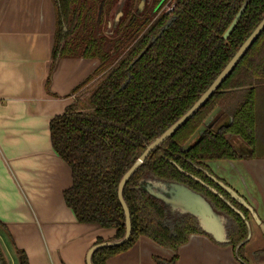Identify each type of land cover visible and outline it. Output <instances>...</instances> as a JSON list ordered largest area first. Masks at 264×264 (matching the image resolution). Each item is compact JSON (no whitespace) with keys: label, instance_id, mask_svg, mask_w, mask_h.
I'll list each match as a JSON object with an SVG mask.
<instances>
[{"label":"trees","instance_id":"16d2710c","mask_svg":"<svg viewBox=\"0 0 264 264\" xmlns=\"http://www.w3.org/2000/svg\"><path fill=\"white\" fill-rule=\"evenodd\" d=\"M245 1L170 0L174 6L169 13L153 20H130V28L121 36L108 38L101 33L97 10L112 8L115 0H51L54 32L47 88L59 59L95 58L99 62L66 95L72 101L64 111L49 121L52 148L71 170V185L63 191V200L78 222L113 228L115 234L107 240L124 235L117 195L122 174L149 141L193 104L260 21L264 0H247L229 36L222 37ZM132 5L133 0H125L124 16ZM262 91L264 29L217 91L126 182L122 196L131 234L120 245L96 250L92 264H107L108 258L132 247L139 236L170 248L174 254L169 263L175 264L177 248L191 233L210 236L190 214L171 222L163 203L139 187L146 178L174 181L205 197L230 223L226 240L218 244L230 246L235 259L248 264L242 253L249 235L247 210L235 206L242 218L191 176L214 186L224 197L227 194L206 175L203 161L264 157ZM234 137L246 144V152L235 148ZM103 241L98 238L95 243ZM261 251L254 253L259 263L264 260ZM15 253L19 264H28L22 250L16 248ZM0 263L5 264L1 249Z\"/></svg>","mask_w":264,"mask_h":264},{"label":"crops","instance_id":"0c3cea01","mask_svg":"<svg viewBox=\"0 0 264 264\" xmlns=\"http://www.w3.org/2000/svg\"><path fill=\"white\" fill-rule=\"evenodd\" d=\"M53 32L51 0H0V223L4 226L0 225V247L4 254L14 255L9 264L17 260L16 248L25 253L28 264H86L96 239H109L115 232L78 222L63 200L71 170L52 148L49 121L64 111L72 100L66 95L98 60L59 59L47 88ZM260 95L264 106V91ZM209 165L247 197L263 228L251 222L250 241L256 248L264 247V157L216 160ZM218 242L191 233L177 248L175 264H240L232 248ZM173 254L139 236L107 264H170ZM248 263L259 264L252 257Z\"/></svg>","mask_w":264,"mask_h":264},{"label":"water","instance_id":"95a60500","mask_svg":"<svg viewBox=\"0 0 264 264\" xmlns=\"http://www.w3.org/2000/svg\"><path fill=\"white\" fill-rule=\"evenodd\" d=\"M246 4H247V0L243 2L241 7L238 9L237 13L231 20L230 24L228 25L227 29L224 31L222 35L223 38H227L229 36L231 31L235 27L239 17L244 11ZM263 29H264V15L262 16L260 21L256 24V26L253 28V30L249 33V35L244 39V41L238 46V48L236 49L232 57L228 60L225 66L220 70V72L213 79L210 85L198 96V98L193 102V104L183 114H181L177 119H175L161 134L154 137L146 145L145 149L142 151L140 156L124 172L117 186L118 199H119V202L122 206L123 213H124V225H125L124 235L119 239H110V240H105L103 242L93 244L87 251L86 259H85L86 264H92L91 256L96 250L100 248H104V247H112V246L120 245L129 238L131 234L130 214H129L128 207L122 196L123 187L126 181L129 179L131 174L142 164L144 159L148 156V154L155 147L159 146L168 137H170L180 126H182L189 118H191L204 105V103L210 98V96L213 93L217 91L219 86L222 84L225 78L233 71L237 63L240 61V59L243 57V55L249 49V47L253 44L256 38L260 35ZM148 46L149 44L145 47L143 52L147 49ZM201 132L202 130L200 129L198 130L197 133L200 134ZM213 178L215 180V177ZM196 179L199 180L198 178ZM157 184L159 186H157ZM218 184H220L221 186H224L223 183L219 181H218ZM139 187L145 190L151 196L160 200L163 203L164 207H169V209H171L172 211L175 210L181 214H190L194 216L197 219L200 227L208 235L212 236L215 240H219V241L225 240L226 232H225V228L220 218L226 219V217H224L221 213L213 209L209 201L205 199V197H203L201 194L191 190L190 188H188L187 186L183 184H180L174 181H166V180H158L157 182L156 181L151 182L149 180L148 181L141 180L139 182ZM224 187L235 198H237L244 206H246L248 210H250L254 219L262 227L261 222L257 218L252 208L241 197L237 196L234 193V191H232L229 187H226V186ZM239 213L241 214V212ZM248 230H249V227H248ZM259 264H263V263L260 262Z\"/></svg>","mask_w":264,"mask_h":264},{"label":"flooded vegetation","instance_id":"af4514ba","mask_svg":"<svg viewBox=\"0 0 264 264\" xmlns=\"http://www.w3.org/2000/svg\"><path fill=\"white\" fill-rule=\"evenodd\" d=\"M125 0H115V3L113 5L112 8H109V9H101V7L97 10V19H99L101 17V20H102V23H101V33L102 35L106 36V37H118V36H121L125 31H127L129 28H130V20H131V23L134 22L136 19H141V18H145V17H152V20L155 19L158 14L160 13H169L173 6H174V3H169L170 0H167L160 8V4L163 2V0H133V5H132V8L129 12L128 15L124 16V11H123V4H124ZM124 19L123 20V24L121 26L120 29L118 30H115V26H116V23L119 22V20L121 19ZM111 21V22H110ZM95 59V58H94ZM99 63V62H98ZM72 101V100H71ZM216 114V112H213L212 116H214ZM211 116V117H212ZM222 118L219 120V122H221ZM150 142V141H149ZM148 142V143H149ZM147 143V144H148ZM146 144V145H147ZM146 147V146H145ZM144 147V149H145ZM158 147V146H157ZM156 148V147H155ZM154 148V149H155ZM143 149V150H144ZM153 149V150H154ZM142 150V151H143ZM152 150V151H153ZM142 151L134 158V160L132 161V163L130 164V166L133 164V162L140 156V154L142 153ZM151 151V152H152ZM150 152V153H151ZM150 153L148 154V156L150 155ZM147 156V157H148ZM146 157V158H147ZM146 158L144 159V161L146 160ZM241 159V158H240ZM216 160H228V161H231V160H238V159H215V160H206V161H203V163L207 166L208 170L205 171L206 175L218 186L220 187V189H222L226 194L227 196H222L223 195V192L221 193L219 190H217L214 186L210 185V184H207L205 183L204 181H202L200 178H198L199 180H197L196 178L197 177H194V176H191L193 177L196 181L200 182L204 187L208 188L210 191H212L213 193H215L216 195H218L219 197H221L222 199H224L226 201V203L231 207L233 208V210L235 212L239 211L237 208H240L241 210L246 209L247 210V215L245 216L246 218V221L244 219V221L246 222L247 226L249 227V235H248V238H247V241L245 242L244 246H243V249H242V253H243V256L245 257L246 261L249 262V258L250 256L252 258L255 259V256H254V253L255 251H258V250H261V249H264V247L262 248H256V249H253L251 251V255L249 256V250H248V247H249V241H250V238H251V222H255L256 224H258V226L262 229V227L260 226V224L254 219V217L252 216V213L250 212V210H248V208L246 206H244L237 198H235L224 186L226 187H229L232 191H234V193L241 197L251 208L252 210L255 212L256 216H257V213L256 211L254 210V208L250 205L249 201L247 200V197L242 194L237 188H235L226 178L218 175L216 172H214L212 170V168L210 167L209 165V162L210 161H216ZM144 161L142 162V164L144 163ZM142 164L131 174V176L142 166ZM129 166V167H130ZM128 167V168H129ZM127 168V169H128ZM124 174V173H123ZM122 174V175H123ZM130 176V177H131ZM215 177V180L213 177ZM129 177V178H130ZM129 180V179H128ZM127 180V181H128ZM158 181V179H155V178H146L144 181ZM126 181V182H127ZM218 181L223 183L224 186H221L220 184H218ZM126 184V183H125ZM210 188H209V187ZM145 191V190H144ZM146 192V191H145ZM147 193V192H146ZM222 194V195H221ZM150 195V194H149ZM151 196V195H150ZM153 197V196H152ZM155 198V197H154ZM157 199V198H156ZM160 201V200H159ZM234 206V207H232ZM237 208H236V207ZM122 207V206H121ZM166 210H167V215H168V218L170 219V221L172 222L175 218H177L178 216L182 215L181 213L177 212V211H170L169 208L165 207ZM123 210V209H122ZM241 212V211H240ZM238 213V212H237ZM124 214V213H123ZM239 214V213H238ZM242 214V212H241ZM240 214V216H241ZM243 215V214H242ZM242 217V216H241ZM243 218V217H242ZM257 218L259 219V217L257 216ZM228 221V219H227ZM260 221V219H259ZM228 223L226 225V228L225 230L228 228ZM115 234V232H114ZM114 236V235H113ZM212 237V236H211ZM98 238H101V237H98ZM97 238V239H98ZM213 238V237H212ZM96 239V241H97ZM103 239V238H102ZM107 240V239H105ZM225 240H226V235H225ZM225 240L223 241H219V242H224ZM95 241V242H96ZM218 241V240H217ZM95 244V243H94ZM1 249V247H0ZM2 251V249H1ZM262 252V251H261ZM260 252V253H261ZM264 254V251L262 252ZM2 254H3V257H4V260H5V264H8V261L6 260V257H5V254L4 252L2 251ZM16 254V253H15ZM16 258L18 260V257L16 255ZM264 259V258H262ZM264 261V260H263ZM1 264V263H0ZM249 264V263H248Z\"/></svg>","mask_w":264,"mask_h":264},{"label":"rangeland","instance_id":"374dc122","mask_svg":"<svg viewBox=\"0 0 264 264\" xmlns=\"http://www.w3.org/2000/svg\"><path fill=\"white\" fill-rule=\"evenodd\" d=\"M111 22V21H110ZM232 143H233V145L235 146V148L239 151V152H241V153H244V152H246L247 151V146H246V144H244L242 141H240L237 137H234V138H232ZM155 184V183H154ZM156 185V184H155ZM157 186H159L158 184H157ZM167 208H169V207H167ZM170 211H171V209H169ZM221 219V222H222V224H223V226H224V228H226V225H227V223H228V221H227V219H225V218H220ZM223 233V232H222ZM256 248L257 247V245H256V242L254 241V240H251V241H249V247H248V250H249V256L251 255V251L254 249V248ZM15 248V247H14ZM18 249V248H17ZM5 257H6V260L8 261V264H9V259L11 260L12 258H14V255L12 256V258H11V256H9L8 254L6 255L5 254ZM251 257V256H250ZM15 264H19V261L18 260H16L15 259Z\"/></svg>","mask_w":264,"mask_h":264}]
</instances>
